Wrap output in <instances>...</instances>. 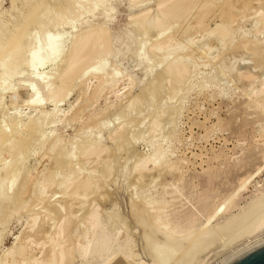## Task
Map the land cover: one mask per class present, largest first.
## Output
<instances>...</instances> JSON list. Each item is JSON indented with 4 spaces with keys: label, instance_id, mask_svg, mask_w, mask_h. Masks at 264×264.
Masks as SVG:
<instances>
[{
    "label": "rangeland",
    "instance_id": "obj_1",
    "mask_svg": "<svg viewBox=\"0 0 264 264\" xmlns=\"http://www.w3.org/2000/svg\"><path fill=\"white\" fill-rule=\"evenodd\" d=\"M72 1L73 0H15L13 6H10V0H1L0 2V27L8 28L13 31L18 29L27 18L30 10H32V6L35 4L36 7L39 6V9L36 8V14L33 13L35 15H31L27 24H25L24 31L25 33H29L27 34L28 36L32 35L29 36V38L24 33L26 36L23 37V40L29 42L34 38V40L37 41V45H39L41 42L46 41L48 34L55 33L58 34L57 45L64 44L61 52L62 55L56 52L39 62H25V64H23V62L20 66L17 65L19 68L15 67V74L13 72L15 76L13 74L5 76V86L7 82H9L10 85H7L10 87L6 86L4 90L0 89V91H2L0 92V130H8L16 118L24 120L30 117L40 121L39 128L41 126V129L31 135L32 137H29L30 140L27 139L28 144L24 149L22 147L19 149L24 153V160L21 162L23 165L20 163V167L18 166L19 173H23V169L27 166H35V168H31L30 170L31 178L35 182V193L32 199H42L43 197L50 200L77 198L80 200L76 199L72 201L75 207L79 206L81 208L82 204H85L82 208L83 210H80V214H83L87 208L88 200L104 199L98 201L100 225L109 228L114 227L115 229L118 226L117 228L120 230L119 234L122 235V237L119 235L121 241L126 238L124 236H126L125 234L127 232L130 233L132 240L134 239L132 241V243L134 242L135 244H133L134 253L137 252L136 254H139L137 257L140 256L142 260L150 262V259L143 250L144 239L141 227L136 225L131 214V201L132 199H137L135 193L139 195H148L154 201V207L163 220L176 222L180 228L190 226L193 229L205 225L207 216H210V206H212L215 200L220 204L224 200L227 201L228 204L227 211L223 215H216L213 217L211 223L216 226L228 221L226 219L237 214L240 207L247 206L252 199L257 197L255 191L257 186L262 187V193L258 194V196L261 194L264 195V90H262L264 89V52L260 53L257 50L254 51V49L249 46H246L249 48H245L244 45L242 47V44L239 43L242 36L255 27V21L251 17L255 10L253 7L255 4V8L261 6L262 4L259 2L261 1V3H263V0H248L244 5L245 7L243 6V8H246V11L240 7L245 15L239 7L233 11L228 10L232 3L229 0H223V5L221 7H214L212 11L215 15L219 11L218 14H220V19H216L214 16L210 17L202 22L200 28H198V30L200 29L199 32L197 30V33L193 32V34L191 33L187 36V38L190 37L189 43L191 47L189 49L185 48L186 52L189 50V53L185 54L186 57L185 55L179 57L181 51L184 49L178 50L174 46L166 50L158 51H154V48H152L153 45H151V43H156L161 36V39L164 40L167 35L166 32L172 31V29L169 30L162 27V29L165 30H162L165 35H160V33L162 34V31H160L161 27H157L160 30L151 28L143 33L141 30L144 31V29L140 26L142 28L140 30V27L136 23V16H134L135 18L132 17L133 19L130 17L132 14H138L141 10L144 11L143 9H147V7L148 9L150 7V9L153 10L149 9L150 12L155 14L156 8L154 2L156 3L158 0H95L98 4L96 10H92L91 2H86L84 4L85 13L80 16L75 26L76 30H73L66 24L67 20L74 15L71 11L74 5L68 8V4L72 3ZM47 4L49 6H45L44 8L48 9L44 11L42 6ZM40 8L43 10L41 11ZM49 8H52L51 10L54 13L58 11L62 12V15H60V12L57 13L61 16L62 21H60V17H57L58 15L49 11ZM37 11H39V13ZM221 11L225 13L222 14ZM43 12L44 15H41ZM35 16H37V19H43V17L46 16L47 19L46 17L43 21L39 19L40 22L38 23L35 22L37 21ZM55 16L62 24H60L57 19V21L55 18L52 19V17ZM48 19H50V21ZM219 20L221 22L223 21L221 27L223 26L224 29L223 27L220 28L222 30L213 28V26L216 27L218 25L217 23L220 22ZM63 21H65V23H63ZM43 22L44 24H42ZM48 22L51 23L48 24ZM34 24L36 25L34 26ZM52 24H56V26ZM40 25L42 27L37 28ZM97 26H102L107 31V35H105L106 37L104 36V38L106 43L107 41L108 43L103 44L105 43L103 38L101 40L103 43L100 42V47H102V45L108 46L105 48L102 47L103 49L101 50L103 51L101 57L96 55L95 59L93 58L94 60L91 61L93 64L90 63L94 66L98 64L101 58H107L104 67L105 74L100 76L99 79L101 80H97V82L96 79H92L95 86H100L96 88L92 84L93 92L96 93L95 105L93 102L91 103V105L93 104L92 107L88 104L85 105L82 108V114H79L77 116L78 118L76 117L77 119L73 122L72 111H75L78 105H82L86 102L87 96L85 94L90 90L89 88L84 89L81 83L87 82L92 70L75 80L76 82L79 81L80 84L73 82V85H70L73 88H69L70 90L64 98L60 96L61 99L63 98L65 100L59 99V96L56 98L59 101L56 99H46L47 92L45 89V82L46 80H54L53 83L56 88L63 84L60 74L63 72V67L64 71L66 69L67 58L71 52V45L76 36L78 33L80 34V32L88 31ZM26 27L30 29L28 30ZM33 27L36 28L34 29ZM71 31L72 33H70ZM68 32L69 35L66 41H63V34ZM107 37H109V39ZM109 46L111 47L109 48ZM149 46L152 49H150ZM192 47L194 48L192 49ZM111 50H113V53ZM185 50L181 55L185 53ZM104 51L110 52L104 54ZM173 52H176L174 54L178 56H176V59L180 58V64L183 63L182 65L186 66L187 69L190 68L188 69L190 73L187 76L185 75V77L183 76L184 78L181 77L180 81L177 83L174 82L175 84L170 75H161L162 68H164L166 63L170 62V60H173L170 59V56L171 58L173 56L175 59ZM181 59H183V62H181ZM7 62H9V60ZM1 63L2 62H0V64ZM41 69H45L43 71L44 73H40L41 75L50 73H52V75H46L47 77L41 78L42 76L38 73ZM47 70H49V72ZM30 71L35 72L32 73L34 75H31ZM52 71L56 72V74L54 73V75ZM111 72L112 74L110 75ZM107 73H109V75ZM112 75L114 76L113 78L111 77ZM118 77L121 80L126 79V81L122 80L124 81L122 82ZM126 77L128 79L130 78L129 80L132 81V84L128 85V88L126 87V82L129 80L127 81ZM113 80H116V82H113ZM1 81L2 79H0V84ZM171 81L173 85L172 83L169 85ZM98 82H100V84H98ZM101 82L104 83L102 84ZM111 82L112 84L114 83L112 87L110 85ZM115 84L117 87H115ZM261 85L263 86L262 88ZM34 86L37 89H35ZM93 87L96 88V91H94ZM107 88L109 91L107 90L106 92L105 89ZM120 88L122 91H120ZM12 89L16 90L13 91ZM253 89L254 91L256 90V92H254ZM83 90L85 91L83 92ZM260 90L262 91L260 92ZM153 92L154 94H152ZM252 92L255 94L253 95ZM35 93L39 95L38 98L42 99V102H34L33 98L36 96ZM35 99H37V97H35ZM83 99L85 101H83ZM25 102L27 103L25 104ZM69 105H71V107ZM68 108L70 111H67ZM89 119H92V121L90 120L91 124L89 123L90 121H88ZM96 121L97 123L95 125H98V128L92 124V122ZM83 123L85 124L83 125ZM118 124V131H116L117 127L115 130L114 126ZM20 125H22V122L17 126ZM120 126L121 130L119 129ZM113 128L114 130H112ZM149 128H153V130ZM157 128L158 131L156 130ZM122 133L126 135V139L122 135L120 141L119 137ZM47 134L51 137L54 134L59 136V145H57L58 147H56L52 157L45 156L42 157L45 158V160L39 159L40 146L43 145V141H46L47 136L50 137ZM113 134L115 135L112 136ZM164 137L165 139H163ZM123 138L125 139L124 141ZM166 139L169 140V142H167ZM161 141L164 142L161 144ZM156 142L162 147L167 146L165 149L168 151H166L165 157L169 155L166 157L168 160L165 161V164L156 165L154 168L150 163L147 164V168L145 166L141 170L143 171L142 175L139 176V169L136 168L137 171L134 165L137 167L136 164H138L143 156L148 154L147 152L153 149L154 145L157 144ZM97 143L99 146H104L105 149H109L110 152L104 150L100 155L101 158L93 162L89 161L88 163H82V155L80 154H82L88 146L96 145ZM99 146L97 147L99 148ZM106 146L108 148H106ZM27 148L29 149L27 150ZM56 151L60 153L57 154ZM67 153H70L69 158L72 161L78 162L80 168L78 177L75 179L76 181L74 180L75 184H73L71 188H68L70 189L68 194H73L78 191L77 193L79 194L77 195H79L80 198L73 197L76 194L67 195L68 197H66L63 193L64 190L61 185H64L63 183H65V181L62 176H65L66 172L64 174L63 170L66 171V168L65 164H61V159L64 158ZM53 157H61V159L59 158L60 162L57 161L56 158L57 163H60V165L56 164L55 158L53 160ZM77 158L80 159V162L77 161ZM9 159L10 158L7 159V162ZM99 159H104L106 164H108L105 165L103 162L104 160L101 161L102 163L98 162ZM168 161L170 164L172 163L170 167L168 166ZM10 162L11 164H15L14 158H11ZM94 163H97V166ZM40 164H43L40 166L41 168L37 167ZM93 164L97 168L96 170L94 167L96 171L92 167ZM108 165L110 168H108ZM54 166L57 167V169H54ZM105 166L107 167L103 168ZM60 168H62V171ZM47 170L57 171H52L53 175L57 176L55 180L62 178L54 182V184L53 182L50 183V190H48L49 194H44H47L46 197L44 195L37 197L36 194L41 190L43 186L42 183H44L46 179ZM102 170L103 172H101V175L103 176L101 177H104V180L98 177ZM91 171H93V173L89 174ZM90 175L91 178L87 179L86 177ZM82 177L85 178V180H89V182L94 180L90 182L91 184L94 182L93 186L89 183L86 191H84L85 187L83 183L85 180L82 179ZM99 180L103 182H99ZM55 183L57 185H55ZM77 183L79 185L81 183L82 185L79 186ZM96 183L97 185L99 184L98 187H100V190H98ZM100 184L102 186H100ZM81 186H83L84 189H82ZM94 186L96 187L94 188ZM79 189H82V191L79 192ZM90 189H96L98 193L94 190H92L94 191V193H92ZM62 193L66 198H61ZM81 200H83V202ZM208 203L211 204L208 205ZM40 204H37L38 206L28 204L29 207H27V205L16 211L14 208L15 205L11 199H2L0 204L1 256V253L11 249L15 251L19 259L27 254L29 250L25 248L21 242L22 234L24 230L30 226L33 212L42 208L43 202ZM207 206H209V208ZM113 210H117L118 212H114ZM109 212H111L110 214H112V216L115 215V217L111 216L113 219L110 217L108 218L106 215H109ZM116 213H118L117 216L120 218L116 216ZM196 215L197 219H194L192 216L196 217ZM190 217L192 219H190ZM107 219H112L114 222L109 220L111 224L109 222L107 223ZM117 220H119V222ZM27 221L28 223H26ZM123 221L126 224L123 223ZM82 223L83 222H79L77 224L75 234L85 228L82 227L85 225ZM112 223H114L113 226ZM86 230L88 231L87 237H91L93 229L87 225ZM263 232L264 220L258 227L254 228L251 234H246L233 240L227 237L224 239L220 237L216 243L212 244L204 250V252L199 253L195 257L193 264H215V262L217 263L224 259L225 256L227 257L242 249V247L249 244V242H254L256 238L260 237L259 234H261V237L264 236ZM32 252L33 251L30 250L28 256L25 255L24 257L26 258H22L24 260H21V262L26 263L27 259V264H29V262L32 264ZM30 253H32V255H29ZM73 260L74 262L71 261V264H82L77 256H75Z\"/></svg>",
    "mask_w": 264,
    "mask_h": 264
},
{
    "label": "bare ground",
    "instance_id": "obj_2",
    "mask_svg": "<svg viewBox=\"0 0 264 264\" xmlns=\"http://www.w3.org/2000/svg\"><path fill=\"white\" fill-rule=\"evenodd\" d=\"M158 1L156 3L154 2L155 8H156L155 14H152V12H150V10H152V9H150V7H149V9H150L149 10L147 7V9L146 8L143 9L144 11L141 10L142 12L139 11L138 14L136 13L135 15L132 14V16H130L131 18L132 17L135 18L134 16H136V18H135L136 23L138 24L139 27L141 26L144 29V31H143V30H141L142 28L140 27V30L143 33H145V31H147L151 28L156 29L157 27H161L160 28L161 30L157 28V30H160V31H162L164 29H169V30L172 29V31H168L170 33L166 32L167 35H166V37L164 36L165 38L163 37L164 40L161 39V37H162L161 36V37H159L160 41L159 40L157 42L155 41L156 43H154L152 41L153 44L151 43V45H153L152 48H154V51L155 50H157V51L158 50H166V49L170 48L171 46H174L178 50L179 49L185 50V48L189 49L191 47L190 43H189L190 37L187 38V36H189L191 33L193 34V32L197 33V30H198V28H200L202 22L209 19L210 17L214 16V17H216V19L217 18L220 19V16H219L220 14H218L219 11L217 12L216 15L212 11L214 10V7H216V6L221 7L223 5V0H160L159 2ZM229 1L232 3L231 7L228 8V10H230V11L236 10V8H238V7L243 8V6L246 4V2H248V0H229ZM0 2H1V0H0ZM86 2H91L92 10H96V7L98 4H97V1H95V0H73L72 3L68 4V8H71V5H74V7H72V9H71V11L74 13V15L72 18L67 20L66 24L69 25L73 30L74 29L76 30L75 26H76L78 20L80 19V16L85 13L84 12V10H85L84 4ZM262 2L263 3H261V1L259 2L262 5L259 7L256 6L257 8H255L256 4L254 5V7L252 6L255 9L254 13L251 16L252 19H254V21H255V24H254L255 27L251 31H248L243 36L241 34H239L242 36V39L239 42L242 44V47H243V45L245 46V48L251 47L252 49H254V51L257 50L260 53L264 52V0ZM14 3H15V0H10V4H11L10 6H13ZM43 4H45V3H43ZM156 5H157V7H156ZM45 6H49V5L48 4L43 5L42 7L44 8ZM36 8L39 9V6L36 7V5L34 4L32 6V10H30V12L27 15V18L23 21V24H21L18 29L13 31V30H10L8 28L0 27V58H1L0 62H2L0 64L1 65L0 66L1 67V72H0L1 78L0 79H2L1 84H0L1 90H4L6 88V86L10 85L9 82H7V84H9V85L6 84V86H5V76L9 75V74H13V72L16 71L14 69H15V67H17V65L20 66V64L23 62H24L23 64H25V62L36 63V62H39L41 60L48 58L49 56H51L53 53H56V52H58L59 54L62 55L61 52H62V49L64 47V44L57 45L58 34H55V33L48 34V38L46 39V41L41 42L39 45H37V41L34 40V38L31 40L29 39L30 40V41L28 40L29 42H26L23 40L24 39L23 37L26 36L27 34H29V33L24 32L25 31V24H27L31 15L36 14ZM241 8H240V10H241ZM40 9H41V11L43 10L42 8H40ZM47 9L48 8H46V9L44 8V11ZM51 9L52 8H49V11H52ZM243 9L246 11V8H243ZM53 10H55V9H53ZM241 11L245 15L244 11L243 10H241ZM37 12L39 13V11H37ZM59 12L60 11L55 12V13L53 12V13L58 15L57 13H59ZM33 13H35V14H33ZM223 13H225V12H222V14ZM41 15H44V12ZM60 15H62V12H60ZM240 15H242V14H240ZM36 17L37 16H35V19H37ZM45 17H43V19H41V18H39V19H41L43 21L45 19ZM57 17H60V21H62L61 16L58 15ZM57 17L56 16L52 17V19L55 18V20L57 19L58 22H60ZM242 17H244V16H242ZM39 19H37V21H35V22L39 23L40 22ZM46 19H47V17H46ZM48 20L50 21V19H48ZM241 20H242V18H241ZM51 22H53V21H51ZM51 22H48V24ZM63 23H65V21H63ZM222 23H223V21L222 22L220 21L219 23H217L218 25L216 27L213 26V28L222 30V29H220L223 27V26L221 27ZM42 24H44V22ZM46 24H47V22H46ZM60 24H62V23L60 22ZM35 25L36 24H34V26ZM37 25H39V24H37ZM41 25L38 26L37 28H40L43 26V25L42 26ZM52 25L56 26V24H52ZM28 27H26V28H28ZM162 27H164V29H162ZM33 28H31V29H33ZM29 29L30 28H28V30ZM41 29H43V28H41ZM223 29H224V27H223ZM199 30H198V32H199ZM239 30H242V29H239ZM26 32H29V31H26ZM24 33L26 35H24ZM70 33H72V31ZM163 34H164V32L162 31V34L160 33V35H163ZM31 35H29V36H31ZM68 35H69V32L63 34V38H64L63 41H66ZM105 35H107V31L102 26H97L95 28L89 29L88 31L80 32V34L78 33L74 42L72 41L73 42V44L71 45L72 49H71V52L67 58L66 69L64 71V67H63V70H62L63 72L60 74V78H61V81L63 82V84L60 82L62 85L58 86L56 88V87H54V83H53L54 80L53 81L52 80H46V82H45V89L47 92L46 99H48V100L56 99L58 96H59L58 98L61 99L60 96H62L64 98V96L67 95L68 91L70 90L69 88L71 87L70 85H73L72 83L76 82L75 80H77L82 75H85L90 70H92L91 73L89 74L90 75L89 78L86 77V78H88L87 82L81 83V84H83L84 89L89 88L90 90L88 93L85 94L87 96L86 102L84 104L81 103L82 105H78L77 109L75 111H72L73 112V114H72L73 122L78 118L77 116L79 114H82L81 113L82 108L85 105L88 104L90 106L92 102H93V104L96 102V93H94L93 89H92V84H93L92 79H96V82H97V80H101V79H99V77L105 74L104 67L106 65L107 58H105V57L101 58L99 60L98 64L94 65V66L92 65L93 62H91V61H93L95 59L96 55H99L101 57V53L103 51V50H101V49H103L102 47L105 48L108 46V45H104V46L102 45V47H100V44H101L100 42H102L101 40L104 38ZM107 38L109 39V37H107ZM103 41H105V38ZM213 42H214V40H213ZM107 43H108V41H107ZM107 43L105 41V43H103V44H107ZM150 46H149V48H150ZM246 46H249V47H246ZM110 47L111 46H109V48ZM152 48H150V49H152ZM193 48L194 47H192V49ZM234 48H235V46H234ZM106 49H108V48H106ZM184 50L181 51V53L184 52ZM112 51L113 50H111V52ZM188 51L186 52V50H185V53L183 55H181V53H180L179 57L184 56L185 54H188L189 53ZM190 51H191V49H190ZM108 52H110V51H106V52L104 51L103 53L107 54ZM174 53H176V52H173V54ZM208 53H209V51H208ZM177 54H179V53H177ZM166 56H167V54H166ZM176 56L177 55L174 56L175 59L173 58V56H172V58L170 56V59H173V60H170V62L167 61L168 63H166V66L164 68L161 67L163 69V70L161 69L162 74L160 73L161 75H163V74L170 75L173 83L174 82L177 83L178 81H180L181 77H183V76L185 77V75L187 76L190 73V71L188 70L190 68L187 69L186 66L182 65L183 63L180 64L179 63L180 58L176 59ZM59 57H60V55H59ZM185 57H186V55H185ZM8 60H9V62H7ZM57 60H59V59H57ZM181 60H182L181 62H183V59H181ZM19 66L17 68H19ZM187 67H188V65H187ZM44 68H46V67H44ZM18 70H20V69H18ZM44 70L41 69L38 72L39 75L42 76L41 78L47 77L46 75H52V73L41 75L40 73H42ZM116 70H117V68H116ZM191 70H192V68H191ZM47 71L49 72V70H47ZM32 73H35V72L30 71V74L34 75ZM54 73L56 74V72H53V74ZM14 74H15V72H14ZM107 74L109 75V73H107ZM111 74H112V72L110 73V75ZM191 74H192V72H191ZM107 76H104V77H107ZM125 76H126V74H125ZM37 77H39V76H37ZM56 77H58V76H56ZM111 77L113 78L114 76L112 75ZM119 77H118V79L121 80ZM103 79H106V78H103ZM129 79L127 78V81ZM110 80H111V78H110ZM122 80L126 81V79H122ZM105 81H107V80H105ZM121 81H120V83H121ZM172 81L169 83V85L172 83ZM113 82H116V80H113ZM122 82H124V81H122ZM76 83L78 84L79 81ZM126 83H127V86L126 85L125 86L128 88V85H131L132 81L129 80ZM173 83H172V85H173ZM98 84H100V82H98ZM110 85L112 87L114 85V83L112 84V82H111ZM118 85H119V82H118ZM25 86H27V85H25ZM93 86H95V84H93ZM98 86H95V87L97 88ZM125 86H124V88H125ZM115 87H117L116 84H115ZM115 87H113V88H115ZM262 87L263 86L261 85V88ZM34 88L37 89L35 86H34ZM71 88H73V87H71ZM96 88H94V91H96L95 90ZM221 88H223V87H221ZM12 90L14 91L16 89H12ZM12 90H10V91H12ZM25 90H26V88H25ZM28 90H30V89H28ZM105 90L107 92L108 88ZM262 90H264V89H262ZM262 90H260V92ZM35 91H37V90H35ZM84 91L85 90H83V92ZM120 91H122V89ZM221 91H222V89H221ZM253 91H254V89H253ZM0 92H2V91H0ZM115 92L118 93L117 91H115ZM254 92H256V90ZM152 94H154V92ZM254 94L255 93H253V95ZM256 94H258V93H256ZM35 95H36V93H35ZM38 96L39 95L34 96V98H33L34 102H42V99L38 98ZM35 97H37V99H35ZM118 97H119V95H118ZM83 98H84V96H83ZM63 100H65V99H63ZM25 101H28V100H25ZM57 101H59V100H57ZM83 101H85V100L83 99ZM31 102H33V101H31ZM26 103L27 102H25V104ZM55 103H57V102H55ZM92 105H91V107H92ZM69 106L71 107V105H69ZM34 107H36V106H34ZM37 107H39V106H37ZM74 107H75V105H74ZM87 107H86V109H87ZM129 107H130V105H129ZM69 108L67 109V111L69 110ZM84 110H83V112H84ZM65 111H66V109H65ZM123 111H124V108H123ZM89 114H91V113H89ZM102 115H103V113H102ZM16 120H18V121H16ZM90 120L92 121V119H89L88 121H90ZM91 121L89 122L90 124H91ZM97 121L92 122V124L95 125L97 123ZM21 122H22V125L17 126ZM76 122H78V121H76ZM86 123H88V122H86ZM84 124L85 123H83V125ZM39 125H40V121L37 119L27 117L26 119L21 120V119L16 118L15 121H13V123L11 124V126L8 125V126H10L11 129L8 128V130L7 129H1L0 130V204L2 202V199L9 198L14 203V205H15L14 208L16 209V211H18L22 207L27 206L28 204L32 205V206H36L37 204H40L43 202L42 208L40 210H35L33 212V218H32L31 224L28 228H26L24 230V232L22 234V240L20 239L23 246L29 250V251L27 250L28 252H30V250L33 251L32 252L33 256L31 258L32 264H71V261L74 262L73 259L75 256L78 257V259L82 262V264H193L195 257L199 253L204 252V250H206L212 244L216 243L220 237L221 238L223 237V239L225 237H227V238H230L233 240V239L238 238L240 236H243L246 234H251L252 231L254 230V228L258 227L264 220V195L261 194L258 196V194L262 193V187L261 186H260L261 188L258 186L255 188L256 189L255 191L257 193V195H256L257 197L252 199L248 203L247 206L240 207V210L238 211L237 214L230 216L229 219H226L228 221L223 222L221 224H218L216 226L212 225V223H211L213 217L216 215H220V216L223 215L227 211L228 204H227V201H224V200H223V202H221V204L219 202L217 203L215 200L214 203L212 204V206H210L211 207L210 208L211 210L209 213L210 216L208 215L209 217L207 216V219L204 217L207 220L205 225L198 227L197 229H193L190 226L180 228L176 222H170L169 220H163L159 216L158 212L156 211V209L154 207V204H155L154 201L148 195H139V194L135 193V196L137 199H132V201H131V214H132V218H133L134 222L136 223V225L138 227H141V232L143 234V239H144V241H143L144 242V245H143L144 249L143 250H144V253L150 259V262H146L145 260H142L140 256L137 257V255H139V254H136L137 252L134 253V251H133L134 242L132 243V241L134 239L132 240V236H130V233L127 232L125 234L126 236H124L126 238H124L121 241L122 235L119 234L120 230H119V228H117L118 226L116 227V229L114 227L112 228L110 226L111 223L109 222V220L113 221L112 217H115V215L112 216V214H110L111 212H109L110 216L108 214H106L108 216V218L109 217L112 218L109 220L107 219L108 221H106L107 223L108 222L110 223L109 226L111 228H109L107 226L105 227V226L100 225V213L98 210V208H99L98 201L104 200V199H90V200H88L87 208L85 209L84 213L82 212L83 214H80L79 212H80V210H83L82 208H83V206H85V204H82L81 208L77 205L79 207L78 208V207H75V204L72 202L73 200L77 199L76 197H79V195H77V194H79V193H77L78 191L76 193H73V194H76L75 196H73L76 199H64L63 198L65 196L68 197L67 195H69V196L73 195L72 193L68 194V192L70 190L68 188H71V186L73 184H75L74 180L78 177V172L80 170V168L78 166V162H76V161L74 162L69 158L70 153L65 154V157L62 159H61V157H59L62 160L61 164H65V168H66L65 169L66 171L63 170V173L65 174V172H66V174H65V176L64 175L62 176V177H64L63 180L65 181V183H63L64 185L59 184L62 180L58 183L59 185L63 186V190H64L63 193L65 195L64 196L62 193L63 196L61 195V198H63V199H52V200H50V199H45L44 197L42 199H32V197L35 193V187H34L35 182L31 178L30 170H31V168H35V166H27V167L24 166L25 167L23 169L24 172L19 173L20 163L24 160V153H22L19 149L21 147L24 149V147H26V145L28 144L27 141L30 140L29 137L31 135H33L35 132L39 131V129H41V126L39 128ZM95 126H97V128H98V125H95ZM118 126H119V124L117 126H114L115 130L117 127L116 131H118ZM114 128L112 130H114ZM119 129L121 130V126ZM149 129L153 130V128H149ZM122 130H123V128H122ZM156 130L158 131V128ZM47 135H49V134H47ZM51 135H52V133H51ZM114 135L115 134H113L112 136H114ZM122 135L126 139V137H125L126 135L124 133H122L120 137L118 136L120 138V141H121ZM116 137H117V135H116ZM46 138H47L46 141L45 142L43 141V145L40 146L41 150L39 152V156H40L39 159L41 158V159L45 160V158H42L45 156L52 157V154L54 153L56 147H58L57 145H59L58 143H59L60 137L57 136L56 134H54L52 137L47 136ZM115 138H113V139H115ZM124 138H123V141L125 140ZM163 139H165V137ZM166 140H165V142H166ZM163 142L164 141H161L160 143L162 144ZM167 142H169V140H167ZM120 143H122V142H120ZM89 144H91V143H89ZM97 146H99L98 143L96 145L88 146L82 152V154H80V155H82L81 156L82 163H84V162L88 163L89 161L93 162V161L97 160L98 158H101L100 155L102 154V152L104 150L110 152L109 149H105L104 146H99V148ZM106 148H108V147L106 146ZM165 148H167V146L162 147L159 143H157L154 145L152 150L149 149L150 152H147L148 154H146L145 156L142 155L143 158L138 162V164H136L137 167L134 165L135 169L136 168L139 169V176L142 175V173H143V171H141V170L145 166L147 168V164H149V163L151 164V166L153 165V168L156 165H159V164L161 165L162 163L165 164V161L168 160V158H166V157L169 156V155L168 156L166 155V157H165V153H167L166 151H168ZM28 149L29 148H27V150ZM57 151H61V150H57ZM108 152H107V154H108ZM59 153L60 152H57V154H59ZM12 156H14V157H12ZM142 156H140V157H142ZM8 158H10V159L14 158L15 164H11L10 159L7 162ZM54 158L56 161L57 157H53V160H54ZM59 158H57V161L60 160ZM79 158H77L78 159L77 161L80 162ZM104 159H99L98 162H101ZM106 159H107V157H106ZM47 160H48V158H47ZM39 161H42V160H39ZM57 161H56V164L60 165V163H57ZM44 162H47V161H44ZM103 162L105 165L108 164V163L106 164L105 160ZM82 163H80V164H82ZM94 164L92 167L95 170L96 164L95 165ZM171 164L168 161L169 167L171 166ZM41 165H43V164H40L37 167L41 168L40 167ZM55 166H57V165H55ZM55 166H54V169H57V167H55ZM106 167L107 166H105L103 168H106ZM90 168H91V165H90ZM108 168H110L109 165H108ZM165 168H166V166H165ZM99 169H100V167H99ZM107 169H104V170L108 171ZM168 169H170V168H168ZM60 170L62 171V168H60ZM89 170H92V169H89ZM96 170H97V168H96ZM35 171H36V169H35ZM52 171H54V170H51V171L47 170L46 179H45L44 183H42L43 186H42L41 190L39 192H37V194H36L37 197H40V196L44 195L45 193L49 194L48 190H50L49 189L50 183L53 182V184H54V182L59 181L62 178V177L61 178L58 177L60 179L55 180L57 178V176L53 175ZM54 172H57V171H54ZM101 172H103V170L100 171V173H99L100 176H98L99 178L101 176H103V175H101L102 174ZM90 173H93V171L89 172V174ZM79 174H81V173H79ZM212 174H213V172H212ZM81 176H83V175H81ZM83 177H82V179L85 180V178H83ZM92 177H93V175H92ZM86 178L87 179L91 178V175L89 177H86ZM101 178H103V180H104V177H101ZM95 179H97V178H95ZM86 180H85V182L81 181L84 183L85 189L83 186H81L82 189H84V191L87 190V186H89V183L91 181H94V180H91L89 182V180H87V181ZM101 180H99V182H103ZM93 184H94V182L91 185L93 186ZM55 185H57V184L55 183ZM80 185H82V184L80 183ZM96 185H97V183H96ZM98 185H97V187H98ZM100 186H102V185L100 184ZM81 187H79V188H81ZM95 187L96 186H94V188ZM67 189H68V191H67ZM82 189L81 190L79 189V192L82 191ZM96 189L95 190L92 189V190L97 192ZM20 190H22V191H20ZM98 190H100V187H98ZM94 191H92V193H94ZM46 195H44V196L46 197ZM73 197H69V198H73ZM77 200H80V199H77ZM81 201L83 202V200H81ZM76 203H78V202H76ZM84 203H86V202H84ZM209 204H211V203H208V205ZM29 205L27 207H29ZM206 205H207V203H206ZM207 207L209 208V206H207ZM160 210H162V209H160ZM113 211L118 212L117 210H113ZM117 215H118V213H116V216ZM194 216H195V214H194ZM194 216H192V217L194 219H197V215H196V217H194ZM118 218H120V217H118ZM190 219H192V218L190 217ZM119 220H117V221L119 222ZM124 221H123V223H125ZM79 222H83L85 225L82 227H85V228L82 231H78L77 234H75L76 226ZM26 223H28V221ZM113 224L114 223H112V226H113ZM87 225H89V227L93 229L91 237H87V234H88V231L86 230ZM125 230H127V229H125ZM119 235L121 237H119ZM259 235H260V237L256 238L254 240V242H252V241H251L252 243L249 242V244L242 247V249L238 250L237 252H235V253L227 256V257L225 256L224 259H222V260L220 259L221 261L218 260L219 262H217V263L215 262V264H226L229 261H231L232 259H234L235 257H237L240 254L244 253L245 251L249 250L250 248L264 243V236L261 237V234H259ZM28 252H27V254H25V253H23V254L28 256ZM32 253H30L29 255H32ZM1 254H2V256L0 255L1 256L0 257V264H27V259H26V263L21 262V260H24L22 258H26V257H24L25 255L22 254L23 257L19 259V257L15 253V251L12 249L8 250L4 253H1ZM29 264H30V262H29Z\"/></svg>",
    "mask_w": 264,
    "mask_h": 264
},
{
    "label": "water",
    "instance_id": "obj_3",
    "mask_svg": "<svg viewBox=\"0 0 264 264\" xmlns=\"http://www.w3.org/2000/svg\"><path fill=\"white\" fill-rule=\"evenodd\" d=\"M226 264H264V243L250 248Z\"/></svg>",
    "mask_w": 264,
    "mask_h": 264
}]
</instances>
